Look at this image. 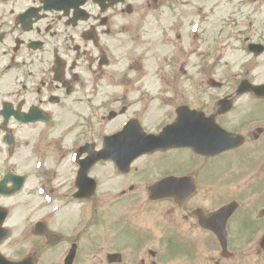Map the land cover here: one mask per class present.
Masks as SVG:
<instances>
[{
    "label": "rangeland",
    "instance_id": "374dc122",
    "mask_svg": "<svg viewBox=\"0 0 264 264\" xmlns=\"http://www.w3.org/2000/svg\"><path fill=\"white\" fill-rule=\"evenodd\" d=\"M160 2H163L166 6L161 8V11L163 10V16L162 18H166L169 21L172 20L175 14H181L186 16L187 14H192L191 18H194L195 16L193 13L195 12V3L192 0H178L177 2H170L169 0H159ZM213 0H199L197 2L198 5H204L209 4ZM131 3L134 5V10L130 12L128 15L125 14V12H120V10L117 12L111 13L109 17H107V21L105 22L106 29L104 31L111 32V35L108 36L104 35V42L108 45L115 44L116 48L114 52H111V56H113L110 60V62L107 64V66L104 69V75L102 74V83L100 91L102 93L106 92V96H113L114 101H117L118 99L125 100L127 97H130L131 95H135L138 93V91H135L132 93V82L129 81L127 84H123L121 82L122 79H120L121 76H129L131 74L127 70V61L128 56L131 58V60H140L143 64L144 71L143 73L137 78H135V83L133 85H141L142 83L149 82L153 84L155 82L154 79V72L155 67L158 64V55L164 54L167 52L166 48L160 45L159 42V32L156 27V20H154V15L152 14V9L149 6V0H132ZM170 7L172 9V16L166 17L165 13L167 12V8ZM227 9L226 6L223 10ZM94 10V8H93ZM222 10L221 14H224ZM161 18V17H159ZM137 22H142L145 24L143 28L140 31H136L135 26ZM229 25V24H227ZM225 26V25H224ZM226 27V26H225ZM217 27V17H211L208 23L206 24V27H204L205 32L210 35H217L216 33ZM214 33V34H212ZM232 46L235 47L234 43ZM236 52V51H233ZM109 54H110V48H109ZM228 58L232 59L231 53L228 54ZM242 59V57H239L237 59V62ZM259 58L258 60H260ZM51 64V60H50ZM47 67V65H45ZM233 69V67L231 68ZM236 71H234L235 73ZM262 79V78H260ZM144 88V87H142ZM151 88V90H153ZM196 90L190 91L192 93L191 98L194 100L195 96L198 97L197 105H203V101L201 97H206V91L208 89V86L204 84L198 83V86L195 88ZM113 90H117V92L114 95H107L108 92ZM214 91V90H212ZM222 91H218L217 93H221ZM103 97V98H105ZM127 98V100H128ZM100 97H98L96 100H99ZM243 98H239L237 100L238 105L243 103ZM205 105V104H204ZM245 105V104H244ZM81 106V105H80ZM239 107V106H238ZM240 108H244L243 105L240 106ZM238 108L237 112L234 111L233 115L229 118L227 117L226 121H223L222 124L224 127L227 128H239V123L242 120H249L250 118L256 116L263 115V112H257L256 106L253 103H250L249 105L245 106L244 109ZM151 113L155 112L154 108H150ZM62 116V112L57 115V117ZM161 116V115H159ZM75 116L73 115V118ZM60 118V117H59ZM159 118V117H158ZM157 118V119H158ZM156 119V120H157ZM70 119H67L68 121ZM155 120V121H156ZM64 121V120H62ZM70 120L69 122H71ZM116 122V120L113 122V124ZM157 122V121H156ZM155 124V123H154ZM154 124H150L148 128H153ZM54 125H52L50 128H53L54 132H51L53 136H56L59 132L58 130L62 129V123L59 124V128H56ZM238 126V127H234ZM246 129L248 126L245 127ZM21 132H30V131H21ZM261 132L264 134V125L261 128ZM27 144V143H26ZM21 145L25 146V142H22ZM172 153V152H170ZM176 153V152H174ZM169 154V153H168ZM49 155H50V176H51V183L52 186L55 187V189L60 192H66L68 187V176L70 175V171L68 172L67 163L64 160H61L59 158V155L57 152L54 151V146H51L49 148ZM176 156V157H175ZM263 156V154L261 155ZM179 157V158H178ZM185 158V159H184ZM169 162L172 166L169 168V170L164 167L163 164H156L152 165L151 167H147L146 165H141L143 168L142 174H135L129 173L127 176L124 177H118L112 174L111 164L108 162L102 163L100 166L96 167L93 171V174L97 178V188H96V199H95V206L97 214L103 219L106 220L105 226L103 227V230H108V233L111 231V227L108 226V223L111 222L113 219L116 218H123L124 220L132 219V217L135 218V222L150 226L152 230H155L157 233V238L155 239L156 242H152V247L157 250L156 254H158L156 260V264H264V254L263 257L259 255L260 251L256 252L255 247L253 248H246L239 250L235 247L237 243H242L250 240L253 238L254 232L258 230L259 232L263 228L264 230V218L259 219L256 216V212L264 207V188H262V195L263 200L259 202L256 206V210H254L251 214L249 219H247L246 223H250V226L246 223H235L234 230L235 233L232 234V238H235L236 244L230 246V250L232 251V256L229 258H223L222 256H219L216 253H213L212 258L208 255L210 252L205 254H201V256L191 258L186 254H182L181 252L175 251L173 245L169 244L167 241V229L164 231L161 229L164 225H170L172 223H178L183 228H185L190 234L195 236H204L207 234L206 232L202 231L196 224V222L190 218L186 217L187 215L185 212L187 210H191L193 207H202L204 209H208L212 207L213 201L217 202L218 198L224 196L226 197L225 201L228 200L230 197H237L238 191L241 190V187L243 185H237L236 180H241L243 184L245 183L250 184L254 183L259 184L261 179L264 178V166L263 164H257V165H251L249 163H244L243 166L241 164L237 167H233L231 170H229L230 167L233 165H230L229 167H226L225 169H220L222 173V180L221 184L217 185L216 182H213L215 185H213L212 189L208 193V188L211 187L208 184H202L200 181L199 184H201V188H199V192L195 194L192 199H189L185 205H183V208H175L174 204L171 202L163 201L156 205L159 210L167 209L170 212L167 213L166 219H164L160 214H158V209L156 212L154 209H152V205L154 203H150L149 200H147L145 191L146 186L149 184V180H145L146 178L149 179V177L153 175L158 174H166L169 172L181 174V170H177L176 167L179 166L180 169H182V163L186 165H189V162L187 160L186 154L182 155H174L172 157H168L165 160L159 161V162ZM239 162V161H236ZM240 163V162H239ZM184 166V168H185ZM219 166H223L222 164H218ZM191 167V166H190ZM183 168V169H184ZM188 167L186 168V170ZM191 169V168H190ZM189 169V170H190ZM198 170H195L197 172ZM218 171V170H217ZM216 171V172H217ZM183 173V172H182ZM257 175L259 176V179L257 178ZM194 176V175H193ZM120 178L123 182L118 181L116 178ZM220 177V175H219ZM260 177H262L260 179ZM107 180V181H106ZM66 183V185L64 184ZM110 182V183H108ZM264 186V179L263 183L261 184ZM67 186V187H66ZM132 188V189H130ZM94 193V194H95ZM134 193L133 199L136 200L137 195L144 196V202L139 203L134 200L130 201H121L116 200L120 197V195H124L126 197L127 194ZM246 197H250L249 195H246ZM21 198L31 200L34 202L31 197L27 195H21L17 199L12 200L10 202V205L13 208V211L9 217V224L12 226H16L18 223L13 218V215L15 214V205L17 204V201H19ZM191 200V201H190ZM146 202V204H145ZM249 202V199H246V203ZM73 204L70 205V208L72 211H74ZM31 209H29L28 214H31ZM107 212V213H106ZM163 214V213H162ZM108 215V218L106 217ZM62 216V215H61ZM59 216L58 218H60ZM175 225V224H172ZM171 226V225H170ZM113 227V226H112ZM125 240H129L128 237L125 236ZM108 242L110 247L103 245L102 247H99L97 250V254H95L96 248L94 246H90L85 252L86 254L83 255V259L81 264H113L107 262V253L110 252L112 249H116L115 243L118 241V239L113 236L109 235ZM232 244V243H231ZM149 245V246H151ZM132 246V245H130ZM132 251V249H129ZM136 260L140 258V254L135 252L134 253ZM160 255V256H159ZM164 255V256H163ZM151 258V257H148ZM127 264V261H125ZM129 262H132L130 260ZM43 263V262H42Z\"/></svg>",
    "mask_w": 264,
    "mask_h": 264
},
{
    "label": "flooded vegetation",
    "instance_id": "af4514ba",
    "mask_svg": "<svg viewBox=\"0 0 264 264\" xmlns=\"http://www.w3.org/2000/svg\"><path fill=\"white\" fill-rule=\"evenodd\" d=\"M6 13L7 12H4L2 9L0 11V16L5 15ZM191 17L192 14H187L185 18H182V20L177 24L176 33L174 35V42L176 45L174 54L172 57H165L163 59V65L160 67L159 74L154 75L155 77L158 76L159 80H155L153 84L146 82L139 86L136 84L135 85L139 90H147L152 85L158 84L160 92L164 95L168 97L175 96L179 100H185L186 103L190 105V107L197 108L196 103L198 101V97L195 96L194 100H192L191 92L189 94L183 92V78L189 75L192 65H194L195 68H198V64L196 62L197 57H195V54L200 49V47L203 51L208 50L213 52L216 37H224L225 44L230 42L232 38L227 36V27L221 25L220 20L218 19L219 23H217L218 29H216V33H220L215 36H207L206 40L203 41L201 45L196 41H192L188 31H186L187 20ZM98 21L100 22V17L96 19L94 15L90 14L85 21H79L73 27L69 26L65 29H62L60 34L55 30L51 32L52 45L57 46L59 43V48L61 51L58 52L60 56L59 62L62 63V67L59 70H56L54 65V50L52 52L49 50L32 55H20L18 50L16 52H12L11 54H8L7 52L1 54L0 70L5 69V71H10L11 74H4L1 77L2 81L0 82V97L9 98L10 100L15 101L16 104L20 103V109H22V106L25 105L27 107L34 104L38 105L51 117L59 115V113L63 110L67 111L73 109L77 110L79 113L81 110L78 106L85 103L84 82L81 81V76L78 74V72L82 70L83 66L81 67L76 64L72 65V63L76 62L80 57L86 56L88 53V61L90 66L96 62L94 67L97 69V71L103 74L105 67L113 57L111 56V52H114L116 48L115 44L110 46L104 42L103 36L107 35L109 31H104L106 27L101 25L102 23H99ZM48 28L50 29L51 25H49ZM90 29H93L94 31L93 39H88L90 34L87 33V31ZM171 29L172 22L169 21L165 24L163 29V39L160 41V45L165 48L172 46L173 44L172 42L167 44L168 39L165 34V31L169 33ZM110 35L111 32L108 34V36ZM242 35H244V33H238L237 38H240ZM93 40H95V43ZM243 40L246 42L247 37H244ZM261 42L264 44V40ZM101 52L106 54L104 61L100 59ZM128 61L127 70L131 74L127 76L129 79L127 83H129V81L132 82L133 90L135 87V85H133V83H135V78L138 79V77L143 73V70L140 66L135 65L134 62L128 63ZM103 63L105 65H103ZM45 65H47V67ZM248 79L254 82L251 76H249ZM254 100L255 104L258 105L257 111H264V98H254ZM181 104L183 103H179L177 106ZM205 108L206 107H204V109ZM217 111L218 108L212 107L209 109V114L216 113ZM20 126L21 125L19 123L11 118L8 122L10 132H0V175H3L10 169L9 167H6L5 170L2 169L4 166L3 160H5L6 150L10 146L6 140V135L13 139L12 143L14 146L18 145V143L21 142L20 137L25 132H15L14 128H19ZM244 135L245 146L249 150L264 151L263 132H246ZM208 162L209 158H201L197 156L196 162L194 164L191 163V167H188V165L185 166V164L182 163L183 172L190 173V175L196 180L197 185L196 191H194L191 196L185 199L183 205H185L189 199H192V197L199 192V188L202 186L199 184L200 181L202 184H208L211 186L208 188V193L212 189L213 185H215L213 183L215 182V178H211V175H209L212 162ZM263 162L264 160L260 158L257 163L261 164ZM16 166V170L21 172L19 165ZM187 167L188 169L186 170ZM46 168H49V166ZM195 169H198V171L195 172ZM170 202H172V200H170ZM183 205H177V208H183ZM73 209L75 210V208ZM193 209L194 208L192 207L191 210ZM158 214L166 219V212L159 211ZM80 220L79 213L76 214L74 219L69 221L59 220L52 216L50 219L51 224L47 226L45 231L60 232L63 233V236L62 241L57 245L51 246V248H62L74 241H77L79 244L78 248L81 249L86 243V239L90 238L92 235H94L96 238L98 236L100 240L90 241V244H94L95 247H100L103 245L102 240L108 242L107 239L109 235H113L118 239V241L115 243V247H119L118 250H126L129 245L134 247L137 246L135 248H147V256L141 257L140 262L154 264L151 260L156 258L158 254H156L155 251L150 250V246L148 244L151 242H156V238H151L148 233L144 231V229H148L147 231H150V226L142 224L134 225L132 223H135V218L132 217V219H128L132 224L130 229H122V227L119 228L116 226L109 233H103V226L100 225L91 229L89 233L87 232L86 227H83L80 234L78 235L76 230L81 228ZM30 221L31 218L26 216L24 223L18 226V230L20 231L18 233V241L20 246H29L31 249L28 251H31V254L34 257L39 258L45 254L42 249L47 247V245L44 240H39L38 237L31 239L29 236H25V232H22L23 229L27 228ZM125 236L128 237L129 240H125ZM77 255L80 258L81 250H79ZM52 256L53 253L50 255V258H52Z\"/></svg>",
    "mask_w": 264,
    "mask_h": 264
}]
</instances>
